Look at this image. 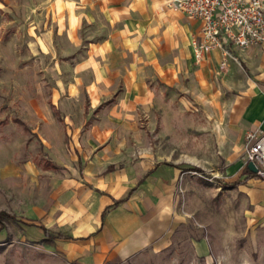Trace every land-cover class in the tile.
<instances>
[{
    "label": "crops",
    "instance_id": "1",
    "mask_svg": "<svg viewBox=\"0 0 264 264\" xmlns=\"http://www.w3.org/2000/svg\"><path fill=\"white\" fill-rule=\"evenodd\" d=\"M0 13L37 39L53 83L50 108L37 109L49 121L31 132L59 130L57 145L36 137L62 175L51 208L21 219L36 241L77 264L164 249L189 171L243 194L264 226V179L244 160L245 133L264 131V43L224 40L196 60L201 22L162 0H0ZM190 247L215 264L205 237Z\"/></svg>",
    "mask_w": 264,
    "mask_h": 264
},
{
    "label": "rangeland",
    "instance_id": "2",
    "mask_svg": "<svg viewBox=\"0 0 264 264\" xmlns=\"http://www.w3.org/2000/svg\"><path fill=\"white\" fill-rule=\"evenodd\" d=\"M40 53L37 39L0 13V212L19 222L51 208V193L62 175L51 167L60 165L53 159L57 151L45 150L36 137L57 145L59 130H49V139L44 130L31 132L33 123L49 121L37 109L51 104L53 83L38 63ZM52 114L56 119L57 113ZM182 185L179 212L184 221L174 228L170 244L118 264H197L190 238L201 236L208 240L215 264H264V226L252 223L243 194L190 173ZM16 220L2 217L0 264H77L64 261L50 242L36 241L33 229Z\"/></svg>",
    "mask_w": 264,
    "mask_h": 264
},
{
    "label": "built area",
    "instance_id": "3",
    "mask_svg": "<svg viewBox=\"0 0 264 264\" xmlns=\"http://www.w3.org/2000/svg\"><path fill=\"white\" fill-rule=\"evenodd\" d=\"M172 9L201 22V41L191 39L196 60L212 48H224V40L239 48L264 43V0H162ZM225 66L220 64V68ZM244 160L252 162L254 174L264 179V131L249 130L244 135ZM198 175L201 173L189 171Z\"/></svg>",
    "mask_w": 264,
    "mask_h": 264
},
{
    "label": "trees",
    "instance_id": "4",
    "mask_svg": "<svg viewBox=\"0 0 264 264\" xmlns=\"http://www.w3.org/2000/svg\"><path fill=\"white\" fill-rule=\"evenodd\" d=\"M196 170V169H195ZM2 217H8V218H11L12 220H16L13 216H9L7 215L6 213L4 212H0V230L3 228L2 226ZM17 223H21V224H24V226H28L25 222H19L18 220H16ZM38 228L43 232V234L46 236V238H52V234L43 226H38Z\"/></svg>",
    "mask_w": 264,
    "mask_h": 264
},
{
    "label": "water",
    "instance_id": "5",
    "mask_svg": "<svg viewBox=\"0 0 264 264\" xmlns=\"http://www.w3.org/2000/svg\"><path fill=\"white\" fill-rule=\"evenodd\" d=\"M247 168L253 173L256 171L254 164L252 162L247 163Z\"/></svg>",
    "mask_w": 264,
    "mask_h": 264
}]
</instances>
